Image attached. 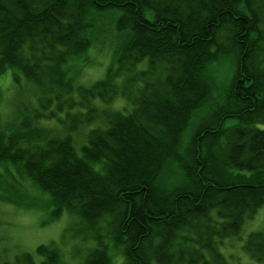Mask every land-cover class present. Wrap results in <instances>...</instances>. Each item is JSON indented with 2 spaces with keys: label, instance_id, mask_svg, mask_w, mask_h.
<instances>
[{
  "label": "trees",
  "instance_id": "16d2710c",
  "mask_svg": "<svg viewBox=\"0 0 264 264\" xmlns=\"http://www.w3.org/2000/svg\"><path fill=\"white\" fill-rule=\"evenodd\" d=\"M104 42L105 76L85 85ZM7 68L33 89L0 126V203L71 213L94 243L80 264H112L110 248L120 264H228L222 241L264 207V0H0ZM241 245L264 264V230ZM62 257L40 244L0 264Z\"/></svg>",
  "mask_w": 264,
  "mask_h": 264
},
{
  "label": "rangeland",
  "instance_id": "374dc122",
  "mask_svg": "<svg viewBox=\"0 0 264 264\" xmlns=\"http://www.w3.org/2000/svg\"><path fill=\"white\" fill-rule=\"evenodd\" d=\"M110 51L111 48L107 42L97 44L89 50L88 56L91 62L84 64L79 79L81 83L90 85L105 76L111 60ZM224 63L220 62L210 69L218 87L219 83L224 84V87L232 78L229 63ZM30 86L22 75L16 81L11 68H7L0 75V126L4 128L7 124H11L10 121H16L17 118L19 120L21 115L26 114V111L24 113L22 111L28 101L26 95H31V89H33ZM124 100L121 96L116 97L113 101L115 108L120 109L122 105H125ZM211 102L214 103V100L210 99L209 104ZM199 114L198 112L196 117ZM46 122L49 125L52 124L51 121ZM227 123H233V120H229ZM256 126L264 129V123ZM76 143L79 144L77 141ZM46 219H48V214L44 211L0 203V234L2 236L0 251L4 259H9L12 263L17 253L29 251L34 254L38 245L48 244L59 247L63 256L61 264H80L83 248L92 246L94 243L87 240L83 242L82 233H77L76 236L75 230L79 226L76 218L71 213L64 211L57 218L49 221ZM261 230H264V207L259 208L252 218L244 222L239 233L240 238L226 237L222 241L220 251L227 258L228 264H254L253 260L249 258L250 256L242 249L241 243L250 232ZM110 250L113 253L112 264H120L122 257L120 251L111 248Z\"/></svg>",
  "mask_w": 264,
  "mask_h": 264
}]
</instances>
